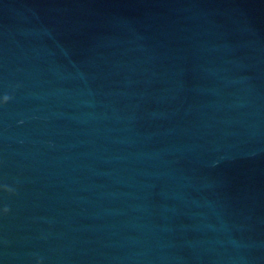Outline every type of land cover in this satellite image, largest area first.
I'll return each mask as SVG.
<instances>
[{
    "label": "water",
    "instance_id": "water-1",
    "mask_svg": "<svg viewBox=\"0 0 264 264\" xmlns=\"http://www.w3.org/2000/svg\"><path fill=\"white\" fill-rule=\"evenodd\" d=\"M0 264H264V0H0Z\"/></svg>",
    "mask_w": 264,
    "mask_h": 264
}]
</instances>
